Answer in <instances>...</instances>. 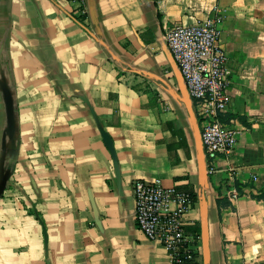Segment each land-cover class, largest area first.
<instances>
[{
  "label": "crops",
  "instance_id": "0c3cea01",
  "mask_svg": "<svg viewBox=\"0 0 264 264\" xmlns=\"http://www.w3.org/2000/svg\"><path fill=\"white\" fill-rule=\"evenodd\" d=\"M85 2L0 0V264H171L136 223L156 178L193 195V264H264V0ZM215 15L240 134L212 156L165 34Z\"/></svg>",
  "mask_w": 264,
  "mask_h": 264
},
{
  "label": "built area",
  "instance_id": "2783aa9c",
  "mask_svg": "<svg viewBox=\"0 0 264 264\" xmlns=\"http://www.w3.org/2000/svg\"><path fill=\"white\" fill-rule=\"evenodd\" d=\"M76 3L86 13L85 0ZM220 16H212L190 25L170 27L165 39L187 84L202 122L201 138L209 155L231 154L240 129L237 119L224 120L229 110L228 55L221 43ZM138 228L149 239L161 244L171 264H193L200 237L186 231V214L192 209L191 192L165 186L161 178L133 183Z\"/></svg>",
  "mask_w": 264,
  "mask_h": 264
},
{
  "label": "water",
  "instance_id": "95a60500",
  "mask_svg": "<svg viewBox=\"0 0 264 264\" xmlns=\"http://www.w3.org/2000/svg\"><path fill=\"white\" fill-rule=\"evenodd\" d=\"M178 66V65H177ZM181 72V71H180ZM7 100V107H8V114L11 122H13V105H12V99L9 95H6ZM103 137L106 145L109 147L110 151L114 153V146L111 137L108 133L103 131ZM3 186L0 187V194L3 191ZM202 242L204 247V253H207L208 251V215L207 211L204 210L202 215Z\"/></svg>",
  "mask_w": 264,
  "mask_h": 264
}]
</instances>
